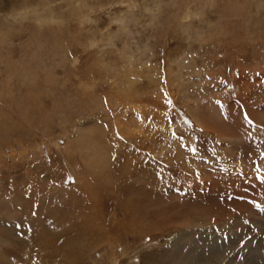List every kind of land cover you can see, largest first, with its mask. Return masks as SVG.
<instances>
[{"label": "rangeland", "instance_id": "obj_1", "mask_svg": "<svg viewBox=\"0 0 264 264\" xmlns=\"http://www.w3.org/2000/svg\"><path fill=\"white\" fill-rule=\"evenodd\" d=\"M0 264H264V0H0Z\"/></svg>", "mask_w": 264, "mask_h": 264}, {"label": "bare ground", "instance_id": "obj_2", "mask_svg": "<svg viewBox=\"0 0 264 264\" xmlns=\"http://www.w3.org/2000/svg\"><path fill=\"white\" fill-rule=\"evenodd\" d=\"M42 15H43V14H42ZM34 17H35V16H34ZM37 18H38V17H35V19H37ZM39 18H40V17H39ZM51 20H53V19H51ZM43 22H44V21H43ZM40 23H41V21H40ZM40 23H39V24H40ZM44 23H45V22H44ZM54 23H55V22H54ZM96 158H97V157H96ZM29 184H30V183H29ZM28 194H29V193H28ZM28 194H27V195H28ZM18 197H19V196H18ZM28 197H29V195H28Z\"/></svg>", "mask_w": 264, "mask_h": 264}]
</instances>
